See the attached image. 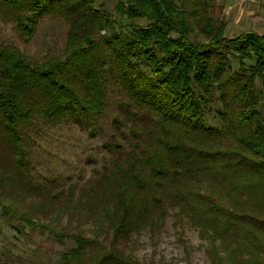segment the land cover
<instances>
[{"label": "trees", "instance_id": "16d2710c", "mask_svg": "<svg viewBox=\"0 0 264 264\" xmlns=\"http://www.w3.org/2000/svg\"><path fill=\"white\" fill-rule=\"evenodd\" d=\"M45 16L67 24L59 55L0 42L3 220L70 241L58 264H155L128 244L169 214L212 264H264V32L227 36L213 0H0L25 39ZM113 86L128 101L116 100L109 159L79 184L34 181L28 129L69 118L93 132Z\"/></svg>", "mask_w": 264, "mask_h": 264}, {"label": "rangeland", "instance_id": "374dc122", "mask_svg": "<svg viewBox=\"0 0 264 264\" xmlns=\"http://www.w3.org/2000/svg\"><path fill=\"white\" fill-rule=\"evenodd\" d=\"M93 1L96 7L110 11L116 2ZM213 12L226 21L229 37L248 30L264 32V9L259 0H213ZM252 17H258L263 23L256 26ZM66 32L67 24L58 16L42 17L28 39L19 35L15 24L0 21V42L16 46L31 60L59 55ZM256 84L264 91L258 79ZM119 97L128 101L118 87H109L106 109L93 132L69 118L53 126L38 123L30 127L28 159L32 179L40 183L49 179L59 184H79L92 175L93 168H99L106 162L111 153L105 143L111 142V120L117 111L116 100ZM218 108L220 104L213 103L204 110L209 124L219 122L215 113ZM17 226L18 229L11 228L0 214V264H58L60 253L71 245L68 240L57 242L47 232L32 230L23 223H17ZM204 244L195 229L186 222L182 226L175 225L173 216L169 214L153 238L146 229L133 235L128 250L138 259L152 260L155 264H212L205 254Z\"/></svg>", "mask_w": 264, "mask_h": 264}, {"label": "crops", "instance_id": "0c3cea01", "mask_svg": "<svg viewBox=\"0 0 264 264\" xmlns=\"http://www.w3.org/2000/svg\"><path fill=\"white\" fill-rule=\"evenodd\" d=\"M253 20H254V24H256V26H258V27L261 25V23H263V21L261 19H259L258 17H252V21Z\"/></svg>", "mask_w": 264, "mask_h": 264}, {"label": "built area", "instance_id": "2783aa9c", "mask_svg": "<svg viewBox=\"0 0 264 264\" xmlns=\"http://www.w3.org/2000/svg\"><path fill=\"white\" fill-rule=\"evenodd\" d=\"M260 4L262 5L263 9H264V0H259Z\"/></svg>", "mask_w": 264, "mask_h": 264}]
</instances>
